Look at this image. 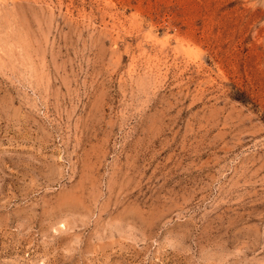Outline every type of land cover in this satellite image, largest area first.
Instances as JSON below:
<instances>
[{
	"label": "rangeland",
	"instance_id": "1",
	"mask_svg": "<svg viewBox=\"0 0 264 264\" xmlns=\"http://www.w3.org/2000/svg\"><path fill=\"white\" fill-rule=\"evenodd\" d=\"M0 264H264V0H0Z\"/></svg>",
	"mask_w": 264,
	"mask_h": 264
}]
</instances>
